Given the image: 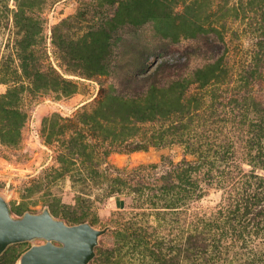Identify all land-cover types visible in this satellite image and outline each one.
Wrapping results in <instances>:
<instances>
[{
  "label": "rangeland",
  "instance_id": "obj_1",
  "mask_svg": "<svg viewBox=\"0 0 264 264\" xmlns=\"http://www.w3.org/2000/svg\"><path fill=\"white\" fill-rule=\"evenodd\" d=\"M141 1L0 0V196L14 218L48 209L67 225L106 228L89 264H243L258 258L263 225L244 244L231 213L244 189L264 194V169L246 160L240 126L264 119V2L167 0L179 32L174 42L157 36L150 23L110 32L111 20H142ZM190 17L208 31L186 37L180 25ZM133 62H144L160 82L213 71L215 78L201 90L188 89L202 96L204 114L183 135L203 143L207 131L209 145L234 144L235 167L213 164L229 174L222 183L208 179L216 174L206 176V166L189 176L194 188L180 180L168 189L164 179L172 167L197 163L196 154L170 143L171 137L154 146L163 124L124 128L105 112L96 117L99 84L117 93L126 79L117 67ZM163 62L173 68L158 70ZM137 144L146 149H125ZM42 243L10 245L0 264H17ZM194 244L207 251L196 254Z\"/></svg>",
  "mask_w": 264,
  "mask_h": 264
},
{
  "label": "trees",
  "instance_id": "obj_2",
  "mask_svg": "<svg viewBox=\"0 0 264 264\" xmlns=\"http://www.w3.org/2000/svg\"><path fill=\"white\" fill-rule=\"evenodd\" d=\"M259 1L264 2V0ZM141 2V8L144 7L146 10L142 20L134 17L128 18L127 21L111 20L108 22L110 32L123 25L138 27L143 23H150L157 36L164 40L176 41L179 32L175 30L176 21L167 8V0H143ZM193 19L194 21H192ZM187 23H190L189 27H186ZM180 26L183 32L188 31V33H184L186 37L194 38L208 31L206 24L192 17L187 19L186 22L183 21ZM205 39L206 42L208 38ZM103 68L107 71L106 65ZM172 68L168 63L163 62L159 65L158 70L166 71ZM117 69L120 73L123 72L126 75V79L123 78L119 82L120 90L117 93L112 90L106 91L104 84H99L101 102L96 112V117L105 112L106 116L104 117L111 119L109 122L124 128L134 127L137 123L154 122L163 124L165 126L162 129V134L157 138L158 143L156 142L157 144L154 146L164 145L163 140L166 137H171L170 143L176 141L184 145L186 152L196 154L198 158L197 163L187 164L181 162L172 167L173 172L177 175L174 176V173L167 174L164 180L169 185L167 186L168 189L177 188L175 183L180 180L185 181L184 183L188 188H194L195 181H191L189 176L198 172L199 168H206V166L210 167L205 172L206 176H210L209 172L216 174V178L211 176L208 179L215 180V182L220 184L223 182V178L229 177V174L222 169L220 170V167L213 166V164L228 163L225 169H229L232 166L235 167L234 144L227 142L226 144L216 145L210 143L209 145L207 142L209 137L205 135L207 131H204L202 135L205 138L203 143H201L202 141L198 143L199 138L192 134L190 136H187L188 134L183 135L188 125L194 119L198 120L200 117L199 113L204 114V111L201 110L203 107H201L200 102L202 96L199 93H188V89L191 85H197L198 87H195L196 90H201L205 87L209 81L215 78L211 69L195 71L189 78L177 76L168 78L164 82L157 80L156 74H147V67L144 62H133L118 66ZM244 120L246 119L244 118ZM247 121L244 122L246 124L242 123L240 125L242 128L245 127L242 133L246 137L242 149L249 163L258 164L264 169V119L256 118L248 119ZM125 149L136 151L145 150L146 147L145 145L137 144ZM207 158L210 161H207ZM182 167L184 168L182 169ZM152 168L155 167L152 166ZM233 203H235V211L231 213V221H236L238 229L240 230L241 228L242 233L245 235L243 242L246 244L249 242L247 240L248 236L252 235L256 238L262 233L264 228V194L261 195V193L247 188L243 190L241 195H236ZM250 227L252 230L247 232L246 229ZM191 246L196 250V254H202L205 250L207 251V246L205 247L203 244ZM212 248L214 249V246ZM243 264H264V251L258 258L252 257L244 261Z\"/></svg>",
  "mask_w": 264,
  "mask_h": 264
},
{
  "label": "water",
  "instance_id": "obj_3",
  "mask_svg": "<svg viewBox=\"0 0 264 264\" xmlns=\"http://www.w3.org/2000/svg\"><path fill=\"white\" fill-rule=\"evenodd\" d=\"M106 230L95 229L88 223L67 225L54 218L48 209L14 218L0 196V255L10 245L43 242L26 250L17 264H89L98 239Z\"/></svg>",
  "mask_w": 264,
  "mask_h": 264
}]
</instances>
